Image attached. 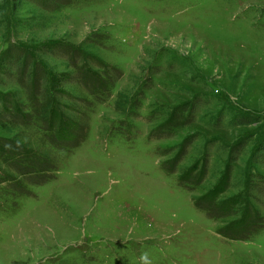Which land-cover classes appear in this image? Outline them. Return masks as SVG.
<instances>
[{
  "label": "rangeland",
  "instance_id": "374dc122",
  "mask_svg": "<svg viewBox=\"0 0 264 264\" xmlns=\"http://www.w3.org/2000/svg\"><path fill=\"white\" fill-rule=\"evenodd\" d=\"M0 264H264V0H0Z\"/></svg>",
  "mask_w": 264,
  "mask_h": 264
},
{
  "label": "trees",
  "instance_id": "16d2710c",
  "mask_svg": "<svg viewBox=\"0 0 264 264\" xmlns=\"http://www.w3.org/2000/svg\"><path fill=\"white\" fill-rule=\"evenodd\" d=\"M63 133H64V130H61V134H62V136L64 135Z\"/></svg>",
  "mask_w": 264,
  "mask_h": 264
}]
</instances>
